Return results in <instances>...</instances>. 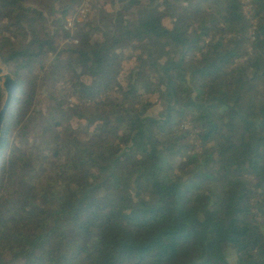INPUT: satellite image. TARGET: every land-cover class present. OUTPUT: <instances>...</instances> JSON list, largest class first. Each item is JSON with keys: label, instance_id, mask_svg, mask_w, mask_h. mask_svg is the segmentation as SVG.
<instances>
[{"label": "trees", "instance_id": "1", "mask_svg": "<svg viewBox=\"0 0 264 264\" xmlns=\"http://www.w3.org/2000/svg\"><path fill=\"white\" fill-rule=\"evenodd\" d=\"M83 1L0 0V264H264V0Z\"/></svg>", "mask_w": 264, "mask_h": 264}, {"label": "built area", "instance_id": "2", "mask_svg": "<svg viewBox=\"0 0 264 264\" xmlns=\"http://www.w3.org/2000/svg\"><path fill=\"white\" fill-rule=\"evenodd\" d=\"M244 10V8H243ZM245 12V11H244ZM246 13V12H245ZM93 15V10L89 2L83 1L78 7H76L71 13H68L64 18L63 29L66 31V36L63 40L59 41V48L68 45H74L77 43V39L73 37V32L76 30L75 24L83 22ZM112 94H102L95 99V102L104 100L106 97H110ZM86 105H92L90 100L84 101Z\"/></svg>", "mask_w": 264, "mask_h": 264}, {"label": "rangeland", "instance_id": "3", "mask_svg": "<svg viewBox=\"0 0 264 264\" xmlns=\"http://www.w3.org/2000/svg\"><path fill=\"white\" fill-rule=\"evenodd\" d=\"M108 1V0H107ZM114 1H116V0H114ZM87 2H89L90 4H91V0H87ZM243 3H244V11L246 12V14L247 15H249V8L246 6V1L244 0L243 1ZM92 5V4H91ZM92 17V14H91V16H90V18ZM89 18V19H90ZM89 19H87L86 21L88 22V21H90ZM84 22V21H83ZM87 22H85V23H87ZM85 30H87V28H86V26L84 25V26H82V31H85ZM251 31H253V28H251L250 29ZM79 32V30H78V28H77V32H76V30L73 32V35L74 36H77V33ZM7 35V32H2L1 34H0V37H2V36H6ZM83 36H85V35H83ZM75 39H76V37H74ZM85 39H87V38H82L81 40H84L85 41ZM2 63H1V61H0V65H1ZM263 83V85H264V81L262 82ZM40 87V86H39ZM261 92L263 93L264 92V87H262L261 88ZM111 97H112V95H111ZM46 99H47V96H46V94H45V92L43 91V90H40V88H39V90H38V92L36 93V95H35V98H34V102H33V104H34V109H42L44 106H45V104H46ZM68 103L69 104H72V101L71 100H68ZM156 110V109H155ZM155 112L156 111H154V113L152 114L153 116H155V115H157V113L155 114ZM43 167L44 168H46V164L44 163L43 164ZM35 186H39L40 188L41 187H43V188H47L48 187V184L47 183H45V182H38V183H36L35 184ZM225 257H226V259H227V261L229 262V264H237V261H236V257H235V252H234V250L231 248V247H228L226 250H225Z\"/></svg>", "mask_w": 264, "mask_h": 264}, {"label": "water", "instance_id": "4", "mask_svg": "<svg viewBox=\"0 0 264 264\" xmlns=\"http://www.w3.org/2000/svg\"><path fill=\"white\" fill-rule=\"evenodd\" d=\"M15 78L7 71V68L0 65V89L2 92V104L0 106V129L4 120L6 111L8 110L14 91L16 89Z\"/></svg>", "mask_w": 264, "mask_h": 264}]
</instances>
